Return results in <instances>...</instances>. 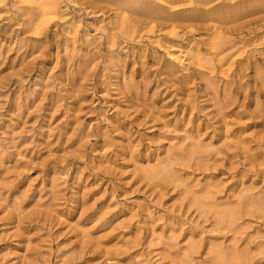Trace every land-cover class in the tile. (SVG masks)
Masks as SVG:
<instances>
[{"label":"rangeland","instance_id":"374dc122","mask_svg":"<svg viewBox=\"0 0 264 264\" xmlns=\"http://www.w3.org/2000/svg\"><path fill=\"white\" fill-rule=\"evenodd\" d=\"M234 252L264 264V0H0V264Z\"/></svg>","mask_w":264,"mask_h":264},{"label":"bare ground","instance_id":"6f19581e","mask_svg":"<svg viewBox=\"0 0 264 264\" xmlns=\"http://www.w3.org/2000/svg\"><path fill=\"white\" fill-rule=\"evenodd\" d=\"M178 48V47H177ZM177 48H171L170 53H168V59L172 60V61H175L176 63H183V53H180V50L177 49ZM178 52V53H176ZM167 53V52H166ZM180 65V64H179ZM200 149L197 148L195 149V152H198ZM170 170V167L167 166V165H164L162 167H158V168H151L147 174L148 176L150 177H153V176H157L159 174H163V173H168V171ZM207 198V197H206ZM206 203V200L204 201V203L202 204H205ZM209 203V201H208ZM237 216V212L235 211V209H232V208H227L225 210H218L217 211V217L219 219V221L221 222H227L229 225H233L236 221V217ZM188 258V256H187ZM216 259L220 262V261H223V253H217V256H216ZM232 259H234V261L237 262V264H240L238 261H239V256L238 254H236L235 252L233 253L232 255Z\"/></svg>","mask_w":264,"mask_h":264}]
</instances>
